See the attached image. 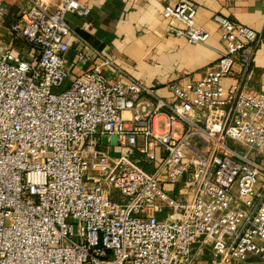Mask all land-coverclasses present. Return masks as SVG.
<instances>
[{
    "label": "built area",
    "instance_id": "built-area-1",
    "mask_svg": "<svg viewBox=\"0 0 264 264\" xmlns=\"http://www.w3.org/2000/svg\"><path fill=\"white\" fill-rule=\"evenodd\" d=\"M29 1L10 27L27 57L0 55V264H264V92L248 86L264 37L214 16L217 61L167 101L81 40L68 17L90 15L84 0ZM196 12L163 17L205 44ZM73 38L96 62L71 78ZM162 114L179 137L157 131Z\"/></svg>",
    "mask_w": 264,
    "mask_h": 264
},
{
    "label": "crops",
    "instance_id": "crops-1",
    "mask_svg": "<svg viewBox=\"0 0 264 264\" xmlns=\"http://www.w3.org/2000/svg\"><path fill=\"white\" fill-rule=\"evenodd\" d=\"M4 3L5 15L0 21V55L12 50L26 58L28 48L12 35L10 27L21 15L29 10V0H0ZM53 11L59 0H41ZM90 9L87 18L68 17L76 33L85 44L90 45L106 57L115 61L127 77L144 83L155 91L159 99L171 100L167 85L174 82L199 80L205 69L218 59L222 50L220 30L214 21L219 15L234 23L243 25L264 37V0H84ZM185 1L197 7L195 27L204 29L209 37L205 44L192 45L183 37L175 36L172 29L184 30L185 26L175 19H165L164 10L168 5ZM68 54L71 78L94 66L96 57L82 43L73 38ZM85 59H77L79 50ZM234 81L226 79L225 85ZM70 81H68V84ZM251 90L264 92V43L260 46L255 60V69L248 84ZM154 106L156 100H149ZM159 133L171 132L177 138L183 126L176 122L169 130L166 117H156ZM103 142L110 147L112 156L117 157L120 146L117 140ZM170 195L178 194L180 187L164 185ZM161 214L160 218H165ZM198 264H206L204 262Z\"/></svg>",
    "mask_w": 264,
    "mask_h": 264
},
{
    "label": "rangeland",
    "instance_id": "rangeland-1",
    "mask_svg": "<svg viewBox=\"0 0 264 264\" xmlns=\"http://www.w3.org/2000/svg\"><path fill=\"white\" fill-rule=\"evenodd\" d=\"M67 86H68V81H66V82L64 83V85H63L60 89H56V90H54V91H55V93L61 92V91H63L65 88H67ZM78 147H79V146H78Z\"/></svg>",
    "mask_w": 264,
    "mask_h": 264
}]
</instances>
